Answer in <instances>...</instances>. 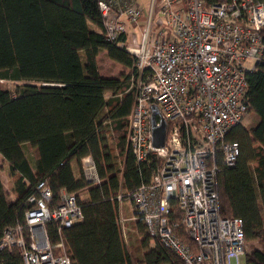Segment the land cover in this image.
Segmentation results:
<instances>
[{
    "label": "built area",
    "instance_id": "obj_1",
    "mask_svg": "<svg viewBox=\"0 0 264 264\" xmlns=\"http://www.w3.org/2000/svg\"><path fill=\"white\" fill-rule=\"evenodd\" d=\"M98 8L106 38L135 58L125 90L135 92L127 141L138 166L151 167L148 181L116 197L122 233L129 200L151 240L184 264H243L244 221L222 215L219 175L240 154L230 135L250 114L248 74L264 53V0H152L147 11L139 0H98ZM152 105L156 124L166 125L160 147ZM82 169L88 183H101L92 156ZM35 188L25 225L5 228L0 249L16 247L22 264H72L63 232L83 219L78 194L62 189L56 202L47 179Z\"/></svg>",
    "mask_w": 264,
    "mask_h": 264
},
{
    "label": "trees",
    "instance_id": "obj_2",
    "mask_svg": "<svg viewBox=\"0 0 264 264\" xmlns=\"http://www.w3.org/2000/svg\"><path fill=\"white\" fill-rule=\"evenodd\" d=\"M102 52L128 68L135 61L106 38L98 0H0V155L15 196L9 201L0 167V238L5 228L25 225L29 197L47 179L56 202L66 189L78 194L83 210V219L63 232L72 264H126L129 256L132 264H184L158 241L153 256L133 257L126 250L116 197L148 181L151 167L138 166L126 141L135 101L134 90L125 92L129 75L103 76ZM1 80L22 83L12 91ZM248 95L257 122L233 128L230 138L239 142L240 154L235 165H222L219 193L222 215L243 219L246 242L264 243V53L248 74ZM104 108L107 113L99 121ZM105 122L122 131L121 175ZM86 156L94 158L101 183L90 184L83 172L75 173L72 162L81 166ZM138 225L144 234L142 222ZM56 227L48 223L53 240L58 239ZM150 241L146 233L143 246L148 248ZM22 263L16 247L0 249V264ZM243 264H264V250L247 252Z\"/></svg>",
    "mask_w": 264,
    "mask_h": 264
},
{
    "label": "rangeland",
    "instance_id": "obj_3",
    "mask_svg": "<svg viewBox=\"0 0 264 264\" xmlns=\"http://www.w3.org/2000/svg\"><path fill=\"white\" fill-rule=\"evenodd\" d=\"M140 4L144 7L145 11L148 10L150 2L152 0H139ZM135 32H138L137 30H133ZM99 67L100 71L103 75L107 76H119L122 73L130 74L131 69L128 67H125L123 64L116 62L112 59H110L105 52L100 53L99 55ZM3 85L9 89V90H15V87L17 84H21L22 82L19 81H13V80H1ZM107 98H109V94L107 95ZM107 113V108H104L100 114L98 115V120L101 121ZM257 122V118L253 114H249L244 121L243 125L246 127H253L255 123ZM104 134L107 138V144L110 147V150L114 157V162L116 163V167L118 169V172L121 175V172L123 170V156L120 152V149L118 147V141L119 136L122 134L121 130H115L111 125L110 122L104 123ZM128 130V126H127ZM127 141V136H126ZM128 143V141H127ZM30 153V152H29ZM0 167H1V175L4 182L5 189L8 193V199L11 201V199L14 198L12 189H11V178L9 174V168L6 163L3 162L1 156H0ZM75 173L79 175L80 172H82V167L78 165L75 162ZM86 189H83L80 191V194L82 197H85L87 192ZM123 218H124V227H125V233L123 235L124 243L126 246V250L128 253L133 255V257H142L143 254L147 252H151L152 256L154 255V251L157 248L156 241H150L151 244L148 248L143 246L142 240L144 239V236L146 235V232L144 230V234L141 232L140 227L138 225L139 221L135 220L133 218V205L131 201L125 200L123 204ZM255 248L263 249L264 250V243L259 241H247L246 250L247 252H251ZM244 261V259H243ZM126 264H132L131 257L129 256L127 258Z\"/></svg>",
    "mask_w": 264,
    "mask_h": 264
},
{
    "label": "water",
    "instance_id": "obj_4",
    "mask_svg": "<svg viewBox=\"0 0 264 264\" xmlns=\"http://www.w3.org/2000/svg\"><path fill=\"white\" fill-rule=\"evenodd\" d=\"M158 113V107L152 105V128H153V143L155 146L160 147L164 145L166 135V125L164 121H161L160 125L156 124V114Z\"/></svg>",
    "mask_w": 264,
    "mask_h": 264
},
{
    "label": "crops",
    "instance_id": "obj_5",
    "mask_svg": "<svg viewBox=\"0 0 264 264\" xmlns=\"http://www.w3.org/2000/svg\"><path fill=\"white\" fill-rule=\"evenodd\" d=\"M101 72V71H100ZM102 74V73H101ZM103 75V74H102ZM103 76H106V77H112V76H107V75H103ZM1 156V155H0ZM4 162V161H3ZM5 163V162H4ZM73 163V169H74V166H75V160L72 162ZM7 164V163H6ZM8 165V164H7ZM81 167H82V164H81ZM9 168V167H8ZM75 170V169H74ZM10 171V170H9ZM82 172H83V169H82ZM100 175V174H99ZM1 177H2V175H1ZM3 180V179H2ZM86 192H87V190H86ZM14 195V194H13ZM81 195V194H80ZM86 196H87V194H86ZM15 199V196H14V198L13 199H11V201H13ZM125 202V201H124ZM124 204V203H123ZM122 215H123V205H122ZM118 217H119V206H118ZM119 223V222H118ZM121 227V226H120ZM122 230V229H121ZM153 241V240H152ZM151 241V242H152ZM151 242H150V244H151Z\"/></svg>",
    "mask_w": 264,
    "mask_h": 264
}]
</instances>
